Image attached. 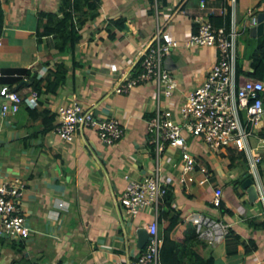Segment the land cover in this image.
I'll return each instance as SVG.
<instances>
[{"label":"crops","instance_id":"0c3cea01","mask_svg":"<svg viewBox=\"0 0 264 264\" xmlns=\"http://www.w3.org/2000/svg\"><path fill=\"white\" fill-rule=\"evenodd\" d=\"M62 1L0 0L5 11L0 78L7 68L27 69L43 77L64 62L70 67L68 79L58 94H40L39 112L57 113L59 106L76 98L99 117L120 118L126 135L117 144L107 145L96 129L87 127L74 141H67L55 127L45 126L43 116L30 111L35 107L29 110L22 105L18 112L4 114L2 90L9 85L0 81V180H25L23 211L31 228L26 239L0 236V264H128L143 249L138 245V228L147 227L155 212L148 208L129 216L119 203L128 185L126 175L140 180L156 166L148 120L161 107L183 121L180 107L218 60L215 46L187 47L185 42L202 20L229 26L234 9L242 31L238 42L241 76L249 78L254 55L264 44V32L252 30L263 0H237L235 8L231 0H166L163 7L159 0H102L98 16L83 27L74 55L61 53L53 35L40 39L37 34L40 11L62 16ZM221 18L228 19V24L218 25ZM122 20L126 21L123 27L119 26ZM159 34L181 43L164 62L176 80L172 95L162 94L159 103L153 82L137 85L129 93L118 92L119 82L140 70L143 51ZM23 75H7V80L13 81L19 94L30 95V81ZM21 76L24 81L18 83ZM259 134L264 136V120ZM186 135L198 162L206 164L213 175L205 184L181 182L175 166L181 161L180 154L169 147L161 164L163 180L176 193L174 205L190 227L194 224L189 216L205 212L223 218L232 229L224 242L207 245L203 255L213 256L216 264H254L264 259V200L251 201L242 184L250 172L247 160L230 168L229 148L213 150L202 139L189 132ZM260 173L264 186V162ZM203 176L196 172L197 179ZM217 188L223 190L219 202L214 201Z\"/></svg>","mask_w":264,"mask_h":264},{"label":"built area","instance_id":"2783aa9c","mask_svg":"<svg viewBox=\"0 0 264 264\" xmlns=\"http://www.w3.org/2000/svg\"><path fill=\"white\" fill-rule=\"evenodd\" d=\"M231 1L235 8L237 0ZM261 10H264V0ZM249 13L254 15L253 10ZM232 14L229 26L217 27L210 20H202L198 31L185 42L187 47L215 46L218 49V60L202 85L191 92L180 107L183 121L174 119L169 111H162L161 107L148 120L149 140L157 154L156 166L140 180L127 174L128 185L119 203L129 216L135 217L148 208H153L155 212L154 219L147 226L149 239L146 246L128 264H162L164 237L160 232L159 208L160 201L169 189L163 180V153L169 147L179 152L181 161L175 163V166L180 170L181 182L198 181L205 184L211 181L213 172L206 164L198 162L190 149L186 132L202 139L213 150L235 148L244 152L257 184L259 198L264 200L260 173V166L264 162V136L259 134L264 120V81L251 77L242 79L238 74V42L242 31L234 9ZM180 44L173 37L163 38L159 34L143 51L141 69L129 73L120 81L117 91L129 93L137 85L153 82L158 87L159 103L162 94L171 96L176 80L164 62L167 54ZM6 89L2 90L4 114L18 112L23 104L29 107L38 105V91L21 95L15 90ZM56 114L55 131L67 141H74L87 127L96 129L107 145L117 144L126 135V126L120 118L99 117L92 108L86 107L76 98L59 106ZM253 139H258V142L254 143ZM199 171L204 175L202 179L196 178V172ZM26 189V182L20 177L0 180V236L13 239H26L30 236L31 228L23 211ZM222 194L223 190L217 188L214 201L219 202ZM63 205L64 202H61L60 206ZM189 219L195 225L198 237L210 246L224 242L231 233L230 224L221 217L194 212ZM254 264H264V259Z\"/></svg>","mask_w":264,"mask_h":264},{"label":"trees","instance_id":"16d2710c","mask_svg":"<svg viewBox=\"0 0 264 264\" xmlns=\"http://www.w3.org/2000/svg\"><path fill=\"white\" fill-rule=\"evenodd\" d=\"M102 4V0H63L61 3V11L63 14L60 16L59 12L40 11V20L37 30V34L40 39L45 36L53 35L55 38V45L61 53L71 52L73 55L76 52L78 44L83 38L82 29L85 24L95 19ZM167 4L166 0H159L160 7ZM123 21V20H122ZM119 21V26L123 27L125 20ZM5 11L0 4V36L4 30ZM228 19L223 21L221 18L218 25L228 24ZM74 61V66H76ZM142 59L140 60V66ZM253 70L247 73L251 78L260 79L264 81V44L260 47L252 61ZM238 74L241 75L244 69L239 65L237 61ZM75 69V67L73 68ZM141 69V68H140ZM0 78L1 83H7L6 91H14L16 85L13 81L8 82L7 75L14 73H22L25 77L28 76L29 83L32 90H36L39 94L50 93L56 95L59 90L65 85L70 67L60 62L57 67L50 68L47 75L38 77L37 74H33L27 69L21 68H7L2 71ZM24 77L17 79L18 83L24 81ZM16 91V90H15ZM19 92V89H17ZM26 105V104H23ZM30 110L31 107L26 105ZM33 113L43 116V123L48 129L55 127V121L57 114L50 109H46L42 112L35 107L32 110ZM154 146V145H153ZM154 149V148H153ZM230 168L237 163H244L247 158L244 152L238 151L235 148H230ZM176 193L172 187H169L167 193L160 201L159 208V225L160 232L164 237V243L161 250V262L162 264H216L213 256L206 257L203 255L204 248L208 245L205 241L198 237L195 225L190 227L186 225L182 217V211L175 207ZM231 234V233H230ZM24 250L23 245L20 248V252ZM22 258L23 256L22 253Z\"/></svg>","mask_w":264,"mask_h":264},{"label":"water","instance_id":"95a60500","mask_svg":"<svg viewBox=\"0 0 264 264\" xmlns=\"http://www.w3.org/2000/svg\"><path fill=\"white\" fill-rule=\"evenodd\" d=\"M255 23L256 25H254L252 28L253 32L257 31L259 33H263L264 32V10L259 12V14L256 17ZM93 146L94 148H96V145L94 143H93ZM87 152L92 158V155L89 152V150H87ZM97 153L100 154L98 150H97ZM241 180H242V184L244 188L248 190L249 198L251 199V201L255 202L259 198V191L257 188V184L255 182V178L249 172ZM138 238H139V241H138L139 247L144 248L149 239V232H148L147 227L142 226L138 228Z\"/></svg>","mask_w":264,"mask_h":264},{"label":"rangeland","instance_id":"374dc122","mask_svg":"<svg viewBox=\"0 0 264 264\" xmlns=\"http://www.w3.org/2000/svg\"><path fill=\"white\" fill-rule=\"evenodd\" d=\"M98 115V114H97ZM194 137V136H193ZM189 145H190V149H192V143L191 142H189Z\"/></svg>","mask_w":264,"mask_h":264},{"label":"clouds","instance_id":"9594fccd","mask_svg":"<svg viewBox=\"0 0 264 264\" xmlns=\"http://www.w3.org/2000/svg\"><path fill=\"white\" fill-rule=\"evenodd\" d=\"M154 149H155V147H154ZM232 230V229H231ZM210 246V245H209Z\"/></svg>","mask_w":264,"mask_h":264}]
</instances>
